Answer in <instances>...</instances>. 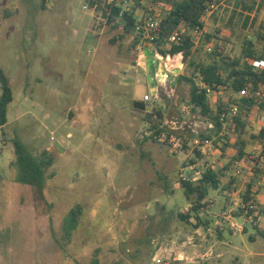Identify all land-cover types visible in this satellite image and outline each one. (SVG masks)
<instances>
[{
	"label": "rangeland",
	"instance_id": "1",
	"mask_svg": "<svg viewBox=\"0 0 264 264\" xmlns=\"http://www.w3.org/2000/svg\"><path fill=\"white\" fill-rule=\"evenodd\" d=\"M241 1L251 14L240 9L229 23L235 2L225 0L207 24L214 47L220 39L232 56L248 39L264 51V0ZM132 35L81 0H0V69L13 92L0 127V264H203L188 249L181 263L168 252L195 225L211 227L208 250L223 253L220 264H264V219L219 238L214 215L227 206L216 191L211 212L199 209L201 225L195 213L182 220L193 202L178 175L193 151L175 154L150 133L206 116L189 104L186 84L154 107L144 102L154 71ZM207 44L205 36L194 43L197 61L209 60Z\"/></svg>",
	"mask_w": 264,
	"mask_h": 264
},
{
	"label": "built area",
	"instance_id": "2",
	"mask_svg": "<svg viewBox=\"0 0 264 264\" xmlns=\"http://www.w3.org/2000/svg\"><path fill=\"white\" fill-rule=\"evenodd\" d=\"M81 1L85 10L100 15L106 23L107 19L103 17L102 9L107 14L113 9H119L121 16L124 14L133 16L135 29L132 39L140 52L139 60L146 61L149 58L154 71L151 92L144 95V102L154 107L166 97L171 98L175 93L174 84L184 73L182 72L184 68L177 64L175 58L170 56L163 58L158 55L153 46L154 41L160 37L166 4L156 0H149L141 5H136L134 0ZM222 1L210 2L202 18L203 26L189 30L188 34L195 45L207 34L206 20L218 9ZM187 32L182 25L178 26L163 38L161 48L170 52L174 45H179L185 40ZM213 49L214 44L208 43L207 52L211 53ZM250 64L258 71L264 69V61L252 60ZM197 84L206 91L214 118L198 117L192 125L175 120L166 121L160 129L150 133V137L175 154L184 153L187 147L193 151V158L178 175L180 184L181 182L197 184L208 173L220 176L222 193L229 201V206L220 210L215 216V226L222 230L228 227L232 232L240 233L244 225H238L235 219L239 218L245 222V225L252 226L260 225L264 219V83L255 87L248 82L237 94L230 96L225 94L222 85L217 86L215 90L200 78H197ZM242 101L251 102L252 106L245 105ZM183 112L187 114V108H184ZM238 122L247 124L258 138L250 151L235 157L229 150L223 149V142L238 135ZM186 131L191 132L190 137L185 136ZM208 203L214 206L215 201L211 200ZM188 211L184 212L188 213ZM168 261L171 263L169 259ZM168 261L160 257L153 259L154 264H170ZM172 261L186 262L187 256L181 252L173 257Z\"/></svg>",
	"mask_w": 264,
	"mask_h": 264
},
{
	"label": "trees",
	"instance_id": "3",
	"mask_svg": "<svg viewBox=\"0 0 264 264\" xmlns=\"http://www.w3.org/2000/svg\"><path fill=\"white\" fill-rule=\"evenodd\" d=\"M149 0H134L136 5H141ZM166 4L163 21L160 27V37L154 41L155 52L163 58L168 56L175 58L177 64L185 67L186 73H183L177 78L175 84H186L189 87V104L193 110H200V113L210 119H213L212 112L209 107V100L206 91L199 88L197 78H200L206 84L211 85L215 90L217 86H224L226 95L237 94L246 83L251 82L255 87L260 83H264V69L256 70L251 64L252 60L264 61V51L259 52L256 49V44L252 39H248L242 46L241 54L232 56L230 52L226 51V45L223 41L216 42V46L210 54L209 60L197 61L194 57V41L191 37H186L179 45H174L170 52L161 48L162 40L165 36L172 32L180 25H185L186 30L194 27L203 26L202 18L205 14L207 6L213 0H156ZM218 1V0H217ZM234 1V8L232 10L229 23H234L238 16H244L240 9L246 10L251 14L253 7H248L241 0ZM102 15L107 19L109 25L113 27H121L126 33H132L135 29V20L131 14H119V9H113L110 14L102 9ZM214 20H217L215 14ZM250 15H246L245 27L250 21ZM126 20L127 23L123 25L120 21ZM213 39L210 33L205 35V40L209 43ZM264 39V37H262ZM264 50V49H263ZM189 71V72H188ZM0 84L2 93L0 96V127L8 122V108L13 101V92L8 78L0 69ZM174 84V87L176 86ZM245 105L252 106L251 102L242 101ZM162 110L158 109V113ZM238 135L232 139L223 142V149L226 151H233L235 157H240L246 153L247 139H246V125L238 122ZM211 136V135H210ZM214 136V135H212ZM205 137V136H203ZM17 152H23V145L15 143ZM21 158V155H20ZM219 175L215 173H208L204 179L197 184L182 183L181 186L185 189L187 198L193 202L192 209L186 215H180L182 220H189L191 214L195 213L198 218V224L201 219L198 217L201 206H207L204 202L209 194L211 187H218ZM33 183V182H32ZM71 212L70 215H72ZM201 225V224H200ZM259 231V230H258ZM264 234L262 231H259Z\"/></svg>",
	"mask_w": 264,
	"mask_h": 264
},
{
	"label": "crops",
	"instance_id": "4",
	"mask_svg": "<svg viewBox=\"0 0 264 264\" xmlns=\"http://www.w3.org/2000/svg\"><path fill=\"white\" fill-rule=\"evenodd\" d=\"M224 1L225 0H223L222 1V3H220L221 5L224 3ZM212 15V14H211ZM210 15V16H211ZM210 16L207 18V20H206V27H207V24H208V22H209V19H210ZM182 28H185L186 29V26L185 25H183L182 24ZM258 117H259V113L256 115V118L258 119ZM246 125V131L248 130V131H250V140L251 141H253L254 142V145H255V143H256V139L258 138L257 136H255L252 132H253V130H251V128H249V127H247V124H245ZM246 139H247V146H246V149H248V148H250L251 147V144H249V138H248V136L246 137ZM230 154H232V155H234L235 153H233V151H231L230 150ZM191 159L193 158V157H190ZM191 159H189V160H191ZM188 163V162H187ZM219 182H218V186L220 185L221 186V182H220V177H219ZM233 183H235V181L233 182ZM217 189V187L215 188V187H211L210 188V190H209V194H208V196H207V198H206V200L204 201V202H207V209H208V213H210L211 212V209L213 208V207H215L216 206V204H217V198H210V192L211 191H216L217 193H218V196L222 199V202L223 203H226V206H229V201L227 200V199H225L224 198V195H223V193H222V188H221V191L220 192H218V190H216ZM243 190V189H242ZM211 200H213V201H215V204H214V206H210L209 205V201H211ZM192 206H193V203H190V206L187 208V209H185V210H189L188 211V213L190 212V210L192 209ZM223 209V208H222ZM221 209V210H222ZM188 213H186V214H188ZM216 215H214V217H215ZM192 218V217H191ZM262 223V222H261ZM196 224H198V223H196ZM248 224H246L245 226H243V231L242 232H240V233H244V231H245V229L247 228L246 226H247ZM242 226V225H241ZM249 226H252V225H249ZM228 230L231 234H237V233H234V232H232L230 229H228L227 227L226 228H224L223 230L222 229H220L219 227H217L216 228V234H217V236L219 237V238H221V239H223V237H224V233H225V230ZM263 230V229H262ZM262 230H260V231H262ZM263 232V231H262ZM239 233V234H240ZM264 233V232H263ZM212 234V229H211V227L209 228V229H206V231H204V233H203V229L200 227V226H198V225H195V227H194V230L192 231V234L191 235H189V236H186V237H183L182 238V241H181V243L179 244V246H178V248L177 249H179V251L178 252H176L177 250H173L172 248L170 249V247H168V252L172 255V256H176L178 253H181V252H183L182 251V249H188V252H189V255L190 256H193V258H201V259H204V260H201L200 262H202L203 264H220L221 262H222V259L224 258V256H223V253H221L220 251H218V254L216 255V253H215V251H213L214 249H215V246L214 245H212L211 246V248L212 249H210V250H208V245H207V242H209L210 241V239H212V237H213V235H211ZM262 236H264V234H261ZM251 240H255V238L253 237V236H251V238H250ZM205 245H207V246H205ZM184 253V252H183ZM209 257H213V259L210 261V260H208L207 258H209ZM187 261H188V257H187ZM189 261H192L190 258H189ZM211 262V263H210ZM179 263H181V262H179Z\"/></svg>",
	"mask_w": 264,
	"mask_h": 264
},
{
	"label": "water",
	"instance_id": "5",
	"mask_svg": "<svg viewBox=\"0 0 264 264\" xmlns=\"http://www.w3.org/2000/svg\"><path fill=\"white\" fill-rule=\"evenodd\" d=\"M123 25H125L126 23H127V21L126 20H124V21H120Z\"/></svg>",
	"mask_w": 264,
	"mask_h": 264
}]
</instances>
